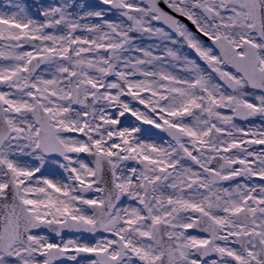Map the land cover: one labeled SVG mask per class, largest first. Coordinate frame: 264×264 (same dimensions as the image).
<instances>
[{
  "label": "snow or ice",
  "instance_id": "6c2138e0",
  "mask_svg": "<svg viewBox=\"0 0 264 264\" xmlns=\"http://www.w3.org/2000/svg\"><path fill=\"white\" fill-rule=\"evenodd\" d=\"M0 264H264V0H2Z\"/></svg>",
  "mask_w": 264,
  "mask_h": 264
},
{
  "label": "flooded vegetation",
  "instance_id": "af4514ba",
  "mask_svg": "<svg viewBox=\"0 0 264 264\" xmlns=\"http://www.w3.org/2000/svg\"><path fill=\"white\" fill-rule=\"evenodd\" d=\"M25 2L28 3V4H30V5H35L38 2L39 3H45V2H47V0H25Z\"/></svg>",
  "mask_w": 264,
  "mask_h": 264
},
{
  "label": "rangeland",
  "instance_id": "374dc122",
  "mask_svg": "<svg viewBox=\"0 0 264 264\" xmlns=\"http://www.w3.org/2000/svg\"><path fill=\"white\" fill-rule=\"evenodd\" d=\"M0 2H2V0H0Z\"/></svg>",
  "mask_w": 264,
  "mask_h": 264
}]
</instances>
